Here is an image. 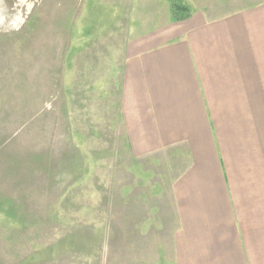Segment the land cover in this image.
Returning a JSON list of instances; mask_svg holds the SVG:
<instances>
[{
    "label": "rangeland",
    "instance_id": "1",
    "mask_svg": "<svg viewBox=\"0 0 264 264\" xmlns=\"http://www.w3.org/2000/svg\"><path fill=\"white\" fill-rule=\"evenodd\" d=\"M164 8L0 0V264H174L183 156L133 155L120 110L125 45Z\"/></svg>",
    "mask_w": 264,
    "mask_h": 264
},
{
    "label": "crops",
    "instance_id": "2",
    "mask_svg": "<svg viewBox=\"0 0 264 264\" xmlns=\"http://www.w3.org/2000/svg\"><path fill=\"white\" fill-rule=\"evenodd\" d=\"M190 9H162L125 45L127 140L135 156H183L174 264H264V0Z\"/></svg>",
    "mask_w": 264,
    "mask_h": 264
},
{
    "label": "trees",
    "instance_id": "3",
    "mask_svg": "<svg viewBox=\"0 0 264 264\" xmlns=\"http://www.w3.org/2000/svg\"><path fill=\"white\" fill-rule=\"evenodd\" d=\"M171 2V17L174 21L187 19L191 14L189 6L180 2V0H169Z\"/></svg>",
    "mask_w": 264,
    "mask_h": 264
}]
</instances>
